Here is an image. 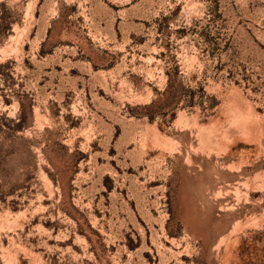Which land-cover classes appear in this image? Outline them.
<instances>
[{
  "label": "rangeland",
  "instance_id": "rangeland-1",
  "mask_svg": "<svg viewBox=\"0 0 264 264\" xmlns=\"http://www.w3.org/2000/svg\"><path fill=\"white\" fill-rule=\"evenodd\" d=\"M0 264H264V0H0Z\"/></svg>",
  "mask_w": 264,
  "mask_h": 264
}]
</instances>
